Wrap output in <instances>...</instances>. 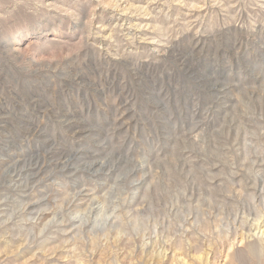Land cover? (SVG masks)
I'll return each mask as SVG.
<instances>
[{
  "label": "rangeland",
  "instance_id": "374dc122",
  "mask_svg": "<svg viewBox=\"0 0 264 264\" xmlns=\"http://www.w3.org/2000/svg\"><path fill=\"white\" fill-rule=\"evenodd\" d=\"M257 222L264 0H0V264H264Z\"/></svg>",
  "mask_w": 264,
  "mask_h": 264
},
{
  "label": "bare ground",
  "instance_id": "6f19581e",
  "mask_svg": "<svg viewBox=\"0 0 264 264\" xmlns=\"http://www.w3.org/2000/svg\"><path fill=\"white\" fill-rule=\"evenodd\" d=\"M162 226L161 227L154 226L153 227V230L150 231L147 240L145 239V234H141V239H142V246H141V248H142V251L145 252L148 248H151V251H149L150 254L143 261V264H152L154 262L157 263V264H161V262H163L164 259L166 258V256H167L166 255L167 248L165 247L166 238H164V233H165L166 227L163 228ZM225 229H226V227H225ZM227 229L225 230V233H228V230ZM222 230H224V229H222ZM252 230H253L252 233H250L251 235L259 236L260 239H263L264 238V224H262L261 222L260 223L257 222L256 226ZM218 235L222 237V231L219 232ZM245 235L243 233H241V234L235 233L233 236L232 235H228V234L224 235V238H226V240H225L226 247H225V245H224V243L222 241L219 242V244L221 246H224L223 247V250L224 251L221 254L220 258L221 259H226L229 256V254L231 252H233L234 246L237 243H241L242 244L245 240H248L247 239L248 236L246 237ZM249 242H250V240H249ZM262 242H264V240ZM257 243H258V241H257ZM244 244L246 245V243H244ZM247 246H249V245L247 244ZM262 247H264V246L262 245ZM209 253H210V249H205V251L201 255L194 256V257L197 260H199V261H204L205 264H210V262H208V260H209ZM175 258H177V261L180 264H191V262L189 260H186V257H180L178 255V256H175ZM221 259H220V261H221ZM220 261L218 260L215 264H220Z\"/></svg>",
  "mask_w": 264,
  "mask_h": 264
}]
</instances>
